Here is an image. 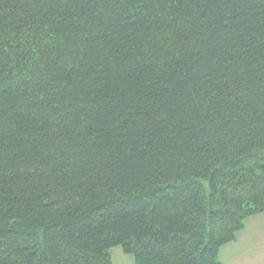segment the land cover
<instances>
[{
  "label": "trees",
  "instance_id": "16d2710c",
  "mask_svg": "<svg viewBox=\"0 0 264 264\" xmlns=\"http://www.w3.org/2000/svg\"><path fill=\"white\" fill-rule=\"evenodd\" d=\"M264 214V0H0V264H221Z\"/></svg>",
  "mask_w": 264,
  "mask_h": 264
},
{
  "label": "crops",
  "instance_id": "0c3cea01",
  "mask_svg": "<svg viewBox=\"0 0 264 264\" xmlns=\"http://www.w3.org/2000/svg\"><path fill=\"white\" fill-rule=\"evenodd\" d=\"M221 264H264V214L248 218L236 240L218 254Z\"/></svg>",
  "mask_w": 264,
  "mask_h": 264
},
{
  "label": "rangeland",
  "instance_id": "374dc122",
  "mask_svg": "<svg viewBox=\"0 0 264 264\" xmlns=\"http://www.w3.org/2000/svg\"><path fill=\"white\" fill-rule=\"evenodd\" d=\"M113 264H135V258L131 254H125L120 247L111 250Z\"/></svg>",
  "mask_w": 264,
  "mask_h": 264
}]
</instances>
